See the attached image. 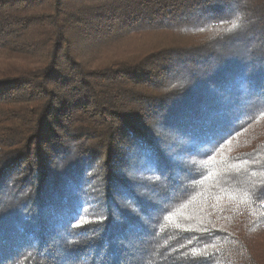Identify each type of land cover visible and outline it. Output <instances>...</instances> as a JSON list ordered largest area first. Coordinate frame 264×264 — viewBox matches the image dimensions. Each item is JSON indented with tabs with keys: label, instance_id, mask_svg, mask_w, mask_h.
<instances>
[{
	"label": "trees",
	"instance_id": "trees-1",
	"mask_svg": "<svg viewBox=\"0 0 264 264\" xmlns=\"http://www.w3.org/2000/svg\"><path fill=\"white\" fill-rule=\"evenodd\" d=\"M0 264H264V0H0Z\"/></svg>",
	"mask_w": 264,
	"mask_h": 264
}]
</instances>
